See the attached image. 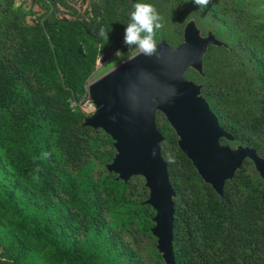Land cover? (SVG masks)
Returning <instances> with one entry per match:
<instances>
[{"label": "trees", "instance_id": "1", "mask_svg": "<svg viewBox=\"0 0 264 264\" xmlns=\"http://www.w3.org/2000/svg\"><path fill=\"white\" fill-rule=\"evenodd\" d=\"M136 3L162 17L156 42L179 46L192 19L223 42L208 48L202 73L190 68L186 76L203 85L233 135L222 143L264 157V22H254L246 0H212L207 8L192 0H91L68 19L52 1L33 23V7L0 0V264H167L151 230L156 212L145 203V179L119 180L107 168L113 139L83 125L91 115L83 108L87 84L102 54L127 50L123 34ZM156 119L176 190V263L264 264V179L253 161L220 195L165 115Z\"/></svg>", "mask_w": 264, "mask_h": 264}, {"label": "water", "instance_id": "2", "mask_svg": "<svg viewBox=\"0 0 264 264\" xmlns=\"http://www.w3.org/2000/svg\"><path fill=\"white\" fill-rule=\"evenodd\" d=\"M157 45L159 58L135 54L131 62L128 58L89 84V97L96 109L83 125L101 128L113 139L116 154L107 168L119 180L127 182L135 176L145 179L149 189L145 203L156 212L151 230L157 248L167 264H177L173 245L176 190L162 154L164 135L157 125V113L165 115L179 136L182 151L220 195L247 159L264 179V157L253 147L233 148L222 143L224 138L233 141V135L221 125L202 95L203 85L186 76L190 68L202 73L208 48L223 42L212 32L203 36L195 21H190L179 46L165 39ZM173 86L177 94L167 103H157ZM132 96L139 99L141 111L130 108Z\"/></svg>", "mask_w": 264, "mask_h": 264}, {"label": "clouds", "instance_id": "3", "mask_svg": "<svg viewBox=\"0 0 264 264\" xmlns=\"http://www.w3.org/2000/svg\"><path fill=\"white\" fill-rule=\"evenodd\" d=\"M199 8H207L212 0H192ZM134 11L130 14V22L126 25L123 34V44L128 49V52H136L138 55L159 58L160 52L155 40L156 32L164 27L162 17L159 15L154 6L145 3H136ZM99 36L105 41H109V32L103 27L99 30ZM123 51L117 49L114 52V57L118 58ZM135 59V56H130L127 62ZM195 59V56L192 57ZM178 90L173 86L170 92L162 95L156 101L157 103H167L172 99ZM130 108L134 112L142 110L139 99L135 96L130 98ZM45 156L50 155L45 153Z\"/></svg>", "mask_w": 264, "mask_h": 264}, {"label": "rangeland", "instance_id": "4", "mask_svg": "<svg viewBox=\"0 0 264 264\" xmlns=\"http://www.w3.org/2000/svg\"><path fill=\"white\" fill-rule=\"evenodd\" d=\"M19 4H23L24 6L30 8L33 7L34 11L37 12L35 15H30L28 17L30 22H35L40 15H42L46 9L48 4L52 3V1H56V14L58 16H61L63 18H73L74 17V10H77L80 13H84L85 9L89 5L91 0H64L65 3L61 2L60 0H17ZM246 6L248 8V13L253 17V20L255 23H261L264 22V0H246ZM191 21H194L193 19ZM199 27V26H198ZM200 32L203 36H207V32L205 33L200 27ZM159 40L157 41V43ZM137 54L136 52H128V49L122 53H120L119 61L115 63L114 69L116 66L120 65L122 62L127 60L130 56H134ZM114 55L107 56L105 54H102L100 59L98 60L97 64V71H95L94 75L90 78L87 85H89L91 82L99 79L107 72L111 71L112 69L103 71V67L107 65L112 59H114ZM83 108L88 114H93L95 112V105L90 100L85 101Z\"/></svg>", "mask_w": 264, "mask_h": 264}, {"label": "built area", "instance_id": "5", "mask_svg": "<svg viewBox=\"0 0 264 264\" xmlns=\"http://www.w3.org/2000/svg\"><path fill=\"white\" fill-rule=\"evenodd\" d=\"M87 88L89 89V85H87ZM72 105H73V106H76V105H77L76 101H73V102H72Z\"/></svg>", "mask_w": 264, "mask_h": 264}]
</instances>
